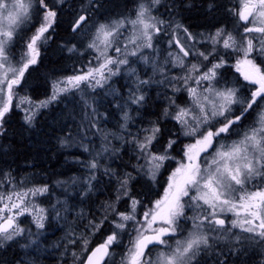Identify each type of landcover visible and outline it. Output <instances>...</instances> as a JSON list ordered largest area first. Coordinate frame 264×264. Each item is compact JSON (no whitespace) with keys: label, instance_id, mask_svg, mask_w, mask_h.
<instances>
[{"label":"snow or ice","instance_id":"6c2138e0","mask_svg":"<svg viewBox=\"0 0 264 264\" xmlns=\"http://www.w3.org/2000/svg\"><path fill=\"white\" fill-rule=\"evenodd\" d=\"M0 264H264V0H0Z\"/></svg>","mask_w":264,"mask_h":264},{"label":"trees","instance_id":"16d2710c","mask_svg":"<svg viewBox=\"0 0 264 264\" xmlns=\"http://www.w3.org/2000/svg\"><path fill=\"white\" fill-rule=\"evenodd\" d=\"M193 22H196L195 17H193ZM66 57L67 53H60L54 43L48 51L44 65L33 72L32 75L36 79L32 82L42 84L43 74L53 67H64L68 72H71L72 60L66 59ZM61 107L63 106L61 105ZM59 112L60 108L53 107L50 112L37 115L35 127L27 132L21 129L19 117H16L13 127L17 132L15 138L19 153L17 163L21 165L23 170L46 172L49 176L59 173L70 175L76 170L69 152L60 150L54 139L55 133L52 129L56 125L53 121ZM66 156L69 157L67 160L65 159ZM26 163L34 164L35 168L24 167Z\"/></svg>","mask_w":264,"mask_h":264}]
</instances>
